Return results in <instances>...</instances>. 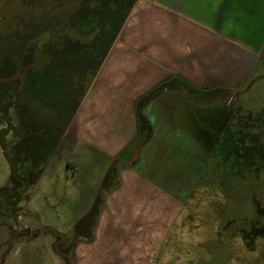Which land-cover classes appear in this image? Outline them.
<instances>
[{"label":"rangeland","instance_id":"obj_1","mask_svg":"<svg viewBox=\"0 0 264 264\" xmlns=\"http://www.w3.org/2000/svg\"><path fill=\"white\" fill-rule=\"evenodd\" d=\"M138 3L185 10L198 20L208 16L212 26L224 11L223 36L254 54L251 74L263 75L225 110L244 129L232 136L236 128H225L212 169L198 168L191 172L195 182H182L180 216L152 264H264V0H2L0 261L18 241L5 264H62L60 248L74 251L88 187L101 182L106 169L102 174V154L66 126L84 93L80 83L99 67L118 23ZM23 67L25 80L12 79ZM239 156L250 171H237ZM224 177L227 184L219 185ZM14 186L21 190L17 199Z\"/></svg>","mask_w":264,"mask_h":264},{"label":"crops","instance_id":"obj_2","mask_svg":"<svg viewBox=\"0 0 264 264\" xmlns=\"http://www.w3.org/2000/svg\"><path fill=\"white\" fill-rule=\"evenodd\" d=\"M125 15L66 126L103 155L106 171L101 182L77 186L88 187L90 199L73 258L60 248L62 264H152L180 216L182 182H195L198 168L209 170L225 128L239 134L242 125L226 115L222 96L263 78L251 74L256 56L223 36L224 11L214 26L208 16L152 4Z\"/></svg>","mask_w":264,"mask_h":264},{"label":"flooded vegetation","instance_id":"obj_3","mask_svg":"<svg viewBox=\"0 0 264 264\" xmlns=\"http://www.w3.org/2000/svg\"><path fill=\"white\" fill-rule=\"evenodd\" d=\"M81 4L83 5L84 4V2H81ZM128 12H125V14H127ZM121 16H124V12L123 13H120V17ZM119 25L120 24H122L121 22H119L118 23ZM118 27V26H117ZM120 27H121V25H120ZM116 33H117V31H116ZM116 33H115V36H116ZM107 54H108V52H107ZM107 54L105 55V57L107 56ZM101 62H102V60L100 61V65H99V67H97L95 70H94V72L93 73H91L90 74V78L87 80V81H84V82H81L80 83V85L82 86V90H88L89 89V87L92 85V82H93V80H94V78H95V76H96V73L98 72V71H100L99 69H100V66H101ZM12 79H19V80H21V81H24L25 80V78H26V76H25V68L23 67V68H21V69H19V71L18 72H16V74H14L12 77H11ZM51 78H53V76L51 77ZM79 79V78H78ZM58 88V87H57ZM58 91V93H60L59 91L60 90H57ZM62 92V91H61ZM226 92V91H225ZM241 92V90H238V89H230V90H228V92L224 95V96H222V100H223V103L226 105V106H228V107H230V108H233L234 107V100L237 98V95H239V94H241L240 93ZM84 94V93H83ZM83 94L79 97L78 95L76 96V98H77V100H78V103H77V105H76V107L74 108V110H73V113H74V111L76 110V108H77V106H78V104H79V102H80V100H81V98H82V96H83ZM62 97H63V95L62 94H60ZM73 94H70V96H72ZM69 96V95H68ZM73 115V114H72ZM255 127L256 126H254L253 125V129H255ZM242 128L244 129V127H243V125H242ZM241 128V129H242ZM256 156V154L252 157V158H254ZM243 159H244V157H240L239 156V160H241V163H239L238 165H236L235 166V168H237V171H240V172H242V171H244V172H246V171H250L252 168H253V166H251V165H249V164H246L244 161H243ZM255 165V164H254ZM209 169H212V166L210 165V167H209ZM246 170V171H245ZM225 178V177H224ZM223 178V180H221L220 182L221 183H218L219 185H225V184H227V179L225 178L224 179ZM218 182V181H217Z\"/></svg>","mask_w":264,"mask_h":264},{"label":"trees","instance_id":"obj_4","mask_svg":"<svg viewBox=\"0 0 264 264\" xmlns=\"http://www.w3.org/2000/svg\"><path fill=\"white\" fill-rule=\"evenodd\" d=\"M11 176H12V178H13V181H15L16 183H18L17 181H18V177H17V175L15 174V172H14V170L11 172ZM15 187V186H14ZM14 189H16L14 192H12L15 196H16V199L18 198V195H19V192L21 191V190H19L18 188H14ZM5 190V189H4ZM56 249H59V247H58V245H56ZM70 258L72 259L73 258V254H72V252H69V257H68V259L70 260ZM3 260H4V258L3 259H1V261H0V263H2L3 262Z\"/></svg>","mask_w":264,"mask_h":264}]
</instances>
